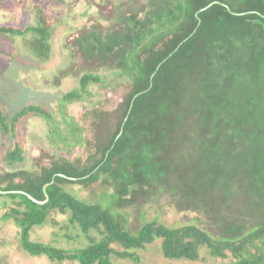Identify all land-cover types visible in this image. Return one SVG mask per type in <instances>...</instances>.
Instances as JSON below:
<instances>
[{
  "label": "trees",
  "instance_id": "1",
  "mask_svg": "<svg viewBox=\"0 0 264 264\" xmlns=\"http://www.w3.org/2000/svg\"><path fill=\"white\" fill-rule=\"evenodd\" d=\"M138 1H129V11L119 12L111 29L97 28L91 37L92 52L110 55L105 71L126 86L112 133L100 137L99 150L88 151L85 160L61 158L36 171L1 176L6 193L0 197L15 207L0 218L13 220L27 255L56 263H139L154 246L172 264H204L208 258L264 264V0ZM33 12L34 21L24 27L1 25L0 39L41 57L56 27L41 7ZM103 82L96 73L84 74L62 97L61 110ZM30 115L49 122L50 139L66 154L84 144L77 124L65 121L69 129L61 131L40 105L13 115L0 107L2 138L14 140ZM4 161L13 167L26 161L19 140ZM99 181L115 187L113 198L126 208L108 209L65 189ZM129 190L132 201L122 198ZM168 192L177 209L200 216L176 225L147 219V209ZM58 214H69L87 244L68 250L31 240L32 229Z\"/></svg>",
  "mask_w": 264,
  "mask_h": 264
},
{
  "label": "rangeland",
  "instance_id": "2",
  "mask_svg": "<svg viewBox=\"0 0 264 264\" xmlns=\"http://www.w3.org/2000/svg\"><path fill=\"white\" fill-rule=\"evenodd\" d=\"M129 1L133 3L134 0H0V26L24 27L34 21L36 12L33 10L41 7L50 24L56 27L49 52L41 57L22 49L19 42L11 43L0 39V107L5 114L13 115L27 105H40L51 113L61 131L69 129L65 121L77 124L82 130L84 142L82 146L72 148V153L66 154L60 144L57 147L52 139L49 141L48 135H51L52 130L49 122L38 116H28L21 122L20 134L14 140H6L0 134V185H5L1 180L5 173L36 171L52 166L61 158L72 160L80 157L85 160L88 151L99 150L100 137L104 138L107 133H112L117 123L116 113L121 111L127 94L124 89L126 86L105 71L104 63L110 55L103 50L92 52L91 37L97 28L108 31L112 24L116 25L119 12L129 11ZM89 72L103 76L102 85H92L91 95H87L82 102L66 104L63 111H60L62 97L77 88L81 77ZM104 114L109 115L106 122L102 123ZM18 140L23 144L26 161L13 167L7 165L4 159L8 149ZM17 181H21V178ZM102 183L105 182L99 181L89 188L80 184H68L65 189L81 200L98 202L108 209L126 208V205L113 198L115 187H106ZM132 192L129 190L122 198L132 201ZM13 207L14 202L0 197V216ZM147 210V219L158 220L167 225L192 224L195 217L200 216V213L194 211L183 212L177 209L169 192L163 194L160 203L151 205ZM58 215L57 218L49 219L45 226L32 229L31 240L68 250L79 249L80 244L87 242V238L73 228L68 221L69 214ZM135 215L133 213L131 216L132 223L137 221ZM140 256L141 262L126 264H172L164 260L154 246ZM0 264L76 263H56L46 257L27 255L21 248L20 232L13 220L4 221L0 218ZM204 264L220 263L208 258Z\"/></svg>",
  "mask_w": 264,
  "mask_h": 264
},
{
  "label": "water",
  "instance_id": "3",
  "mask_svg": "<svg viewBox=\"0 0 264 264\" xmlns=\"http://www.w3.org/2000/svg\"><path fill=\"white\" fill-rule=\"evenodd\" d=\"M213 4V3H212ZM211 4V5H212ZM211 5H209V6H211ZM207 9V8H206ZM206 9H202L200 12H202V11H204V10H206ZM154 76H155V74L152 76V79L154 78ZM138 97V95H136L135 96V98L134 99H136ZM131 109H132V106L130 107V110H129V113H130V111H131ZM127 118L128 117H126V119L125 120H127ZM122 132H123V128H122V130H121V133L120 134H122ZM47 187H48V185H45L44 186V193L47 195ZM20 193H25V192H20ZM26 194V193H25ZM26 195H28V194H26ZM28 197L32 200V201H34V202H37V203H39V204H44L45 202H39V201H37L36 199H34L32 196H30V195H28ZM47 200H48V198H47ZM46 200V201H47Z\"/></svg>",
  "mask_w": 264,
  "mask_h": 264
},
{
  "label": "crops",
  "instance_id": "4",
  "mask_svg": "<svg viewBox=\"0 0 264 264\" xmlns=\"http://www.w3.org/2000/svg\"><path fill=\"white\" fill-rule=\"evenodd\" d=\"M63 109H64V106H63ZM60 111H63V110H61V108H60ZM48 138H49V141H51V139H50V136L48 135ZM21 192V191H20ZM0 193H6V192H4V191H0Z\"/></svg>",
  "mask_w": 264,
  "mask_h": 264
}]
</instances>
